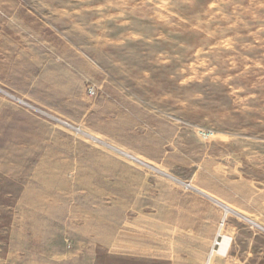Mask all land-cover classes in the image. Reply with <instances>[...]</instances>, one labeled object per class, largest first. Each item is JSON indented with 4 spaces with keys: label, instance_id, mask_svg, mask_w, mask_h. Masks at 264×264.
<instances>
[{
    "label": "rangeland",
    "instance_id": "374dc122",
    "mask_svg": "<svg viewBox=\"0 0 264 264\" xmlns=\"http://www.w3.org/2000/svg\"><path fill=\"white\" fill-rule=\"evenodd\" d=\"M0 264H264V0H0Z\"/></svg>",
    "mask_w": 264,
    "mask_h": 264
},
{
    "label": "built area",
    "instance_id": "2783aa9c",
    "mask_svg": "<svg viewBox=\"0 0 264 264\" xmlns=\"http://www.w3.org/2000/svg\"><path fill=\"white\" fill-rule=\"evenodd\" d=\"M91 92H92V94H94V91L93 90H91Z\"/></svg>",
    "mask_w": 264,
    "mask_h": 264
},
{
    "label": "bare ground",
    "instance_id": "6f19581e",
    "mask_svg": "<svg viewBox=\"0 0 264 264\" xmlns=\"http://www.w3.org/2000/svg\"><path fill=\"white\" fill-rule=\"evenodd\" d=\"M19 100H20V99H19ZM225 237H226V240L229 239V238H227V236H225Z\"/></svg>",
    "mask_w": 264,
    "mask_h": 264
}]
</instances>
